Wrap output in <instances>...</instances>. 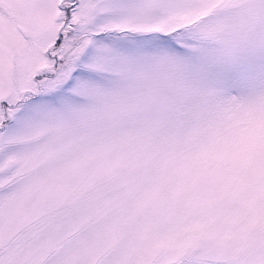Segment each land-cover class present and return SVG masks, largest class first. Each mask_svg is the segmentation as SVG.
I'll return each mask as SVG.
<instances>
[{
    "label": "snow or ice",
    "instance_id": "6c2138e0",
    "mask_svg": "<svg viewBox=\"0 0 264 264\" xmlns=\"http://www.w3.org/2000/svg\"><path fill=\"white\" fill-rule=\"evenodd\" d=\"M0 264H264V0H0Z\"/></svg>",
    "mask_w": 264,
    "mask_h": 264
}]
</instances>
